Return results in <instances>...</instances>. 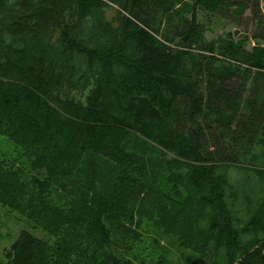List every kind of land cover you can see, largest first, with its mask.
I'll list each match as a JSON object with an SVG mask.
<instances>
[{
	"label": "trees",
	"instance_id": "16d2710c",
	"mask_svg": "<svg viewBox=\"0 0 264 264\" xmlns=\"http://www.w3.org/2000/svg\"><path fill=\"white\" fill-rule=\"evenodd\" d=\"M247 11L255 32L207 38L201 14ZM0 15V135L25 157L20 170L0 163V202L53 239L22 232L0 264H146L142 215L123 193L136 149L176 191L161 228L181 248L264 264L259 0H0ZM87 82L85 104L54 109L56 89ZM61 191L81 219L53 203Z\"/></svg>",
	"mask_w": 264,
	"mask_h": 264
},
{
	"label": "rangeland",
	"instance_id": "374dc122",
	"mask_svg": "<svg viewBox=\"0 0 264 264\" xmlns=\"http://www.w3.org/2000/svg\"><path fill=\"white\" fill-rule=\"evenodd\" d=\"M259 7L264 14V0H259ZM200 20L207 25V38L209 40L223 36L225 33L249 34L256 31V23L251 18L249 11L245 13L243 18L237 20L232 17H227L224 20L217 18H210L209 20V17L206 19L202 14ZM7 21V18L0 15V25ZM91 90L92 84L90 82L75 91H70L62 86L52 93L53 107L62 114L61 106L67 101L85 104ZM136 153L138 157L133 159L132 165L136 166L138 174L133 169L134 167L125 166L127 167L125 168L127 169L126 177L130 180L131 185H125L123 190L124 195L133 204L138 214L142 215L143 220L141 230L143 244L137 247L134 252L138 253L146 264L157 259L160 255L169 257L181 264H211L198 260L195 252L190 248H181L173 235L166 233L161 228L163 212L171 209L167 203H172L176 199V191L163 181L160 170L156 169L153 164V157L148 158L139 149H136ZM165 155L166 159H172V155L166 153ZM3 162H7L20 170L25 165V157L22 148L15 141L0 135V163ZM103 163L109 165L110 159L103 158ZM111 164L114 165L112 162ZM22 173L26 175L27 171L23 170ZM99 188L100 190L106 189L105 187ZM84 189L85 187H82V190ZM64 196L66 194L61 191L58 197L59 202L53 201V203L60 206L59 209L69 211L70 214L72 213L81 219L83 215V210L79 208L81 204L78 202L63 203L61 198ZM22 232H27L41 241L52 242L53 240L41 227L0 202V263L4 261V250L9 249Z\"/></svg>",
	"mask_w": 264,
	"mask_h": 264
}]
</instances>
